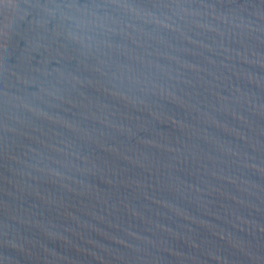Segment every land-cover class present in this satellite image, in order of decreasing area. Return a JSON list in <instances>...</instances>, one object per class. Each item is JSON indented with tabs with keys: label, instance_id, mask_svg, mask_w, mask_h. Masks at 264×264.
Masks as SVG:
<instances>
[{
	"label": "water",
	"instance_id": "water-1",
	"mask_svg": "<svg viewBox=\"0 0 264 264\" xmlns=\"http://www.w3.org/2000/svg\"><path fill=\"white\" fill-rule=\"evenodd\" d=\"M0 264H264V0H0Z\"/></svg>",
	"mask_w": 264,
	"mask_h": 264
}]
</instances>
